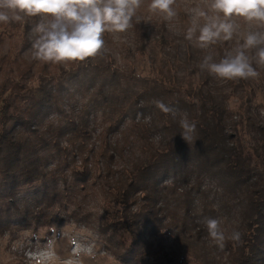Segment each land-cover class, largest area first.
<instances>
[{"label": "trees", "instance_id": "obj_1", "mask_svg": "<svg viewBox=\"0 0 264 264\" xmlns=\"http://www.w3.org/2000/svg\"><path fill=\"white\" fill-rule=\"evenodd\" d=\"M177 14L180 32L168 38L161 35L164 42L157 46L163 53L157 61L159 76L130 78L119 75L108 64L90 62L69 68L66 76L44 77L34 88L28 89L25 80L0 83V236L14 230L36 232L40 227L52 225L55 207L68 197H80L83 204L88 186L100 179L97 171L103 160L104 168L100 170L106 178L111 177L106 196L110 195L117 209H104L99 229L101 239L121 264H160L159 257L146 256L150 246L145 229H151L154 235H161L160 230L163 234L172 233L189 247L191 243L198 245L199 236L190 230L195 219L190 215L191 207H184L190 203L186 198L192 193L185 188L181 189L183 193L175 192L179 211H173L169 221L162 225L161 215L156 211L160 201L155 198L158 179L181 174L180 180L173 179L181 185L191 170L199 168L198 176L219 177L220 188L243 196L249 209L251 216L245 219L247 228L234 255L238 264H264V185H257L252 155L233 144L234 133L224 117L223 103L228 96L222 102L208 88L212 76L200 70L203 58L184 39L189 17L180 8ZM141 48L155 55L154 48ZM213 48L218 61L225 50L218 45ZM178 71L190 72L200 83L186 88L184 99L177 95L178 87L171 83L179 80ZM28 72L30 67L21 72L22 77ZM88 75L99 81L89 100L77 111L62 113L61 96L66 82L72 80L70 77L79 81ZM10 98L21 104L13 105ZM177 110L185 111V118L196 125L190 142L181 139L183 119L175 113ZM90 111L100 112L105 122L104 140L97 147L91 141L87 120ZM54 113L60 114L61 120L42 126L44 119ZM257 128L254 133L259 135L263 127ZM153 131L167 136L162 137L158 147L148 143L147 133ZM113 134H119L125 141L143 140L148 144L149 157L140 163L136 161L128 170L114 169V161L121 159L122 154L118 140L110 141ZM263 147L264 142L258 147L262 157L258 149L253 153L264 165ZM48 157L56 158L51 169L43 166ZM27 189L31 190L22 195ZM27 193H31L30 198ZM207 210L214 215L212 207Z\"/></svg>", "mask_w": 264, "mask_h": 264}, {"label": "rangeland", "instance_id": "obj_2", "mask_svg": "<svg viewBox=\"0 0 264 264\" xmlns=\"http://www.w3.org/2000/svg\"><path fill=\"white\" fill-rule=\"evenodd\" d=\"M196 6L205 7L204 0H177L176 5H174L177 13L180 8L187 17H189L188 10ZM137 16L138 22L134 19V26L128 31L104 34L105 46L99 56L89 58L84 62H75L67 67L45 64L31 59L29 52L31 37L29 33L34 21H30L28 24L0 25V83L5 80L14 82L25 80L24 83L28 89L34 88L40 81L43 82L44 77L49 79L47 77L66 76L64 74L69 71V68L90 62L108 64L110 67L115 68L119 75L130 76V78L141 76L144 79H151L159 76L157 61L161 59L163 53L157 46L164 42L160 38L161 35L168 38L167 36L180 32L176 22L177 17L172 20H165L161 15L147 12V0L138 10ZM239 22L242 24V30H247V26L243 25L242 21ZM237 40L238 37H234L233 41L223 42L218 44V46L225 51L230 50ZM141 47L154 48L155 55H152L148 49L142 50L143 48ZM193 47L200 58L208 54L209 50L207 49L202 50L194 45ZM28 67H30L31 72L22 77L21 72ZM178 67L182 68L179 65ZM180 71L177 74L179 80H171V83L173 82L178 87L177 95L184 99L186 96L185 89L194 88L200 83L195 75L190 72ZM258 71L261 72L259 78L240 80L238 82L233 81V84H227L225 81L218 80L212 76L208 88L222 102L224 96H228L223 103L226 109L224 117L225 122L233 130V144L240 147L243 152L252 155L253 175H256L257 185H264V165L260 162V158H257L256 154L253 153L264 142V69H258ZM70 78L72 80L66 82V89L61 96L60 106L64 114L77 111L79 107L89 100L93 90L99 84L98 80L91 79L89 75L88 77L80 78L79 81L76 80L77 78ZM9 101H12L13 105L21 104V102L12 98ZM178 111L175 113L181 116V120L185 119L186 112ZM60 120V114H50L44 119L42 126ZM87 120L90 124L91 141L95 142L97 147L104 140L105 122L100 112L95 114L91 112ZM145 121L148 120L145 119ZM126 123L128 125L129 120H126ZM250 123L253 126H250ZM257 126L263 127V131L259 135L254 133V130L258 129ZM147 134L148 143L157 147L162 137H167H164V134L158 131L148 132ZM119 136V134L110 136V141L118 140L122 154L121 159H116L113 165L111 163L114 169L128 170L131 166L136 165L137 162L140 163L149 157L147 154L148 144H144L143 140L138 139L131 142V140L125 141ZM258 150L262 157L261 150ZM49 158L43 161V166L47 167V169H51L56 163V158L53 160ZM102 163L99 164V170L104 168ZM99 170L97 174H100V179L88 186L87 197L83 204L80 202V197L71 196L63 199L55 207L56 218L52 225H56L58 229L65 225L68 226L67 234L58 240L57 251L61 255H67L70 248L68 239L73 235H78L80 238L95 245V257L86 259L85 264H121L115 257L113 250L107 248L108 244L100 236L99 229L104 209L110 207L111 211H115L117 208L110 201V195L106 196L110 186L107 182L111 181V177L106 178L105 173ZM93 171L95 173L96 169ZM198 171H200L199 168L191 170L187 181H184L181 185H177L173 180H180L181 174L174 175V177L170 174L163 179L160 177L155 187L156 192H158L155 194V198L160 200L156 206V211L158 216L161 215L162 225L169 221L173 211L178 210L175 205V199L178 197L177 193H183L184 191L181 189L185 188L193 194H189L190 198H186L190 203L186 204L184 208L191 207L190 215L192 220H195L190 225V230L194 234L195 232L198 233V245L191 243L190 247L188 245L186 247L172 233L163 234L165 232L160 230L163 232L161 235H154L150 233L151 229H145L146 239L150 246L146 256L149 258L159 257L160 264H238V257L234 258V255L239 251L238 242L226 240L224 248H218L208 238L207 229L202 221L206 218L218 219L226 235H230L234 230L239 231L242 235L247 228L245 219L247 215L251 216L245 200H243L244 197H241L238 193L228 192L226 188H220L218 185L219 177L202 178L198 176ZM196 189H199V191H196ZM30 190L23 191L22 195ZM27 197L30 198L31 193H27ZM196 198H198V201L195 200ZM211 207L214 212L213 216L207 210V208ZM50 226L40 227L36 232L14 230L4 236H0V264H27V257L24 252L29 248H34L37 243L43 244L51 237L52 233L48 230ZM18 244H23V248L15 247Z\"/></svg>", "mask_w": 264, "mask_h": 264}, {"label": "clouds", "instance_id": "obj_3", "mask_svg": "<svg viewBox=\"0 0 264 264\" xmlns=\"http://www.w3.org/2000/svg\"><path fill=\"white\" fill-rule=\"evenodd\" d=\"M177 0H147V12L165 20L177 17ZM205 7L188 10L184 39L199 49H207L199 64L201 71L225 81L256 79L264 69V0H204ZM145 0H0V25L28 24L31 59L52 65L70 66L102 53L105 33H123L138 22V10ZM243 25L247 30H242ZM255 29V30H253ZM237 42L217 61L213 46ZM181 139L190 142L196 125L187 118L181 121ZM208 238L220 249L226 240L241 241V233L226 235L218 219L202 221ZM52 236L43 244L24 252L27 264H85L95 257V245L78 235L68 239L67 255L57 251L58 240L68 226L48 229ZM15 247L23 248V244Z\"/></svg>", "mask_w": 264, "mask_h": 264}]
</instances>
